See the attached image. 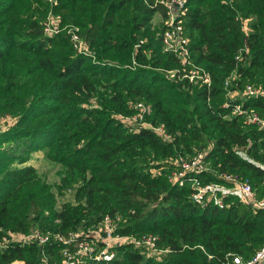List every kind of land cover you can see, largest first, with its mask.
Returning <instances> with one entry per match:
<instances>
[{"label": "trees", "instance_id": "1", "mask_svg": "<svg viewBox=\"0 0 264 264\" xmlns=\"http://www.w3.org/2000/svg\"><path fill=\"white\" fill-rule=\"evenodd\" d=\"M54 1L0 0V118L14 121L0 133V234L50 236L43 245L10 244L0 264H61L75 245L57 237L91 239L106 217L120 222L114 235L157 237L164 253L131 243L115 247L111 262L78 264L251 261L264 247V130L233 115L239 102L222 103L236 89L224 82L241 50L249 49L243 81L264 78V0H186L192 60L210 65L211 86L191 82L194 68L164 50V0ZM52 10L62 27L79 28L93 56L78 54L69 33L46 35ZM140 102L169 138L117 118ZM244 108L264 118V98ZM204 151L209 172L170 181L172 162ZM37 155L56 168L54 183L31 162ZM225 174L249 180L254 201L230 194L221 208L208 195L193 199L198 184L233 189ZM68 195L72 202L59 203Z\"/></svg>", "mask_w": 264, "mask_h": 264}, {"label": "built area", "instance_id": "2", "mask_svg": "<svg viewBox=\"0 0 264 264\" xmlns=\"http://www.w3.org/2000/svg\"><path fill=\"white\" fill-rule=\"evenodd\" d=\"M53 2L54 0H48ZM168 10V19L166 24L168 29L165 31L163 36L164 50L166 52L174 54L184 66H191L194 68L186 77L190 79L191 82H195L196 79L200 78V83L202 85L211 86V75L206 73H201L192 60V53L190 51V39L186 35L182 17L186 12V0H164L161 2ZM54 4L56 2L54 1ZM60 17V16H59ZM49 21V20H48ZM60 30H54L50 24L47 22L45 24V33L53 34L59 33ZM79 34V30H77ZM77 33L72 34V41L74 42L75 49L78 54H90L94 55V52L89 51L88 47L85 45L83 39ZM243 52L249 54V49H243L236 56V61L246 62L244 60ZM226 86H228V81L225 82ZM245 95L249 100L256 98H264V92L257 90L253 85H249L244 90ZM230 95V94H229ZM244 104H237L234 108L233 115H241L243 116L246 124L250 126H254L258 129L264 130V118L260 117L259 113L255 109H245ZM135 115L131 117L130 121L133 123L146 124V127L153 129L157 134L164 136L165 138H169L164 131L163 126L161 127H153L150 123H146L145 120L147 117L151 116L153 111L150 105L140 102L134 106ZM4 121H10L9 118ZM207 153H197L195 155H188L185 157H180L176 160L175 164L178 166V169L173 172L170 177V181L173 184L182 185V179L189 174H202L205 172H209L210 168L209 164L206 162ZM222 179L234 181L235 186L234 190L237 191L238 194L243 198L244 201L248 203H252L255 199L254 191L252 185L249 180H242L233 178L231 175H221ZM198 192L193 196V199L196 201H201L203 196L208 195L209 201H214V203L221 208L225 207L224 196L220 194L221 190L227 189L217 184H208L202 186L198 184ZM232 190V189H231ZM258 207L264 208V201L257 203ZM110 219L108 217L105 218L104 224H106V241L102 249L96 248L95 241L93 239H78L76 235H71V237L67 240L65 238L58 236L59 239L65 246L75 245L73 249L65 248L63 250L64 260L61 264H78L81 256L88 257L90 259H94L98 262H111L115 259L116 253L113 250L117 246L126 245L133 243L135 246H145L152 250L156 254L164 253L163 250L159 249L157 244V237L154 236H143L140 239L135 237H126L114 235L113 228L109 225ZM105 227V226H104ZM105 233V232H104ZM88 236V235H87ZM80 238V237H79ZM50 240L49 234H43L40 232H34L28 236H2L0 234V251H3L8 248V246L12 243L21 244V245H31L37 243L38 245H43L48 243ZM113 245V246H112ZM236 264H263L264 263V247L260 249L255 257L244 263L241 258H237L235 260ZM12 264H24L23 262H14Z\"/></svg>", "mask_w": 264, "mask_h": 264}, {"label": "rangeland", "instance_id": "3", "mask_svg": "<svg viewBox=\"0 0 264 264\" xmlns=\"http://www.w3.org/2000/svg\"><path fill=\"white\" fill-rule=\"evenodd\" d=\"M47 18L48 19H47L46 23L48 22L50 24V26L55 31L59 29L60 32L59 33H53V34H46V35L52 36V35H57V34H61V33H69V34L72 35L73 32L77 33V30H79V28L73 27L71 25H68V26L65 25L64 27H62V15L55 14L53 12V10L48 14ZM161 20H162V18L157 15L156 18H155V21H154L155 25H158ZM246 27H247V23L245 25V28ZM245 30H246V32H248L247 28ZM78 35H80V34H78ZM193 62L195 63L196 67L198 68V70L201 73H206V74H210L211 75V73L208 71V68L210 67L209 64L200 63V62L197 61V58H194ZM241 63L242 62L237 64V69L229 71L228 77L225 80V82L228 81V86H226V83L224 82V87L226 89H231L232 90L233 88H236V89H234L235 91L231 92L230 95H228V97L226 98V100H224V102L222 103L224 107L228 106V102L229 101L239 102L241 104H243L245 102H248L249 99L245 95L244 90L249 85H253L257 90H260V91L264 92V78H261L260 82L258 81L256 83H251L249 81H246L248 83H245V81H243L244 79H242V77L239 75L238 68L239 67L246 68L247 60H246V62H243L242 64ZM199 81H200V78L196 79L195 83L199 82ZM211 82H212V78H211ZM228 98H230V99H228ZM239 103H237V104H239ZM135 105L136 104H131V103L129 104V109H130L131 112L133 111V114L118 115L117 118L121 122H123L124 125H126L127 127L131 128V129H139L140 127H146L145 123H143L141 125L139 123H133V122L130 121L131 117H133L135 115V110H134V106ZM4 120L5 119H1L0 118V133L5 132L8 129V127L11 124L14 123V121H11V120L10 121H4ZM243 121L245 122L244 119H243ZM145 122L149 123L147 120H145ZM245 124H246V122H245ZM246 125H248V124H246ZM204 152L208 153V151H204ZM186 156H188V155H186ZM31 162L36 164L41 169V171L43 172L44 176L47 177V178L46 177L45 178L47 179V181L50 184L55 182V180H56V175H55L56 168L53 165L48 164L43 155H37L36 157H34L32 159ZM175 162H176V160L174 162H172V163L175 164ZM208 167L211 169L210 165ZM220 194H222L224 197H226V196H229L230 194H237V191H235L234 189H232V190L231 189H224V190H221ZM240 198L243 200V198L241 196H240ZM72 200H73L72 196L68 195L66 197V199H64V200L59 198V203H62L63 201L64 202H72ZM119 223H120L119 220H117L116 222L110 221L109 225L113 228V232L115 231V229L119 225ZM104 226L101 225L100 228L98 230H96V231L90 230V231H88L89 233L87 234L88 236H90L91 239H93L95 241L96 248H99V249L103 248V246H101L100 243L106 241V236H107V234H106V224H104ZM34 232H32L30 234H26V235L20 234V233H9L6 236L9 237V238L12 237V236H17V235L28 236V235L33 234ZM144 249L146 250V252H147L146 254L147 255H151V256H160L161 255V254L154 253L149 248H147V249L144 248ZM84 258H87V257L81 256L80 257V262Z\"/></svg>", "mask_w": 264, "mask_h": 264}]
</instances>
